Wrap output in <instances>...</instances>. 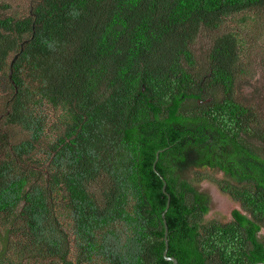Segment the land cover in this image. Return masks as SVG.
<instances>
[{"label":"trees","instance_id":"16d2710c","mask_svg":"<svg viewBox=\"0 0 264 264\" xmlns=\"http://www.w3.org/2000/svg\"><path fill=\"white\" fill-rule=\"evenodd\" d=\"M260 8L34 0L1 16L0 264H173L165 223L176 264L264 261V129L235 98L240 35L221 30ZM203 30L206 67L192 48ZM207 165L242 181L216 178L240 205L229 221L206 217L207 174L193 172Z\"/></svg>","mask_w":264,"mask_h":264},{"label":"rangeland","instance_id":"374dc122","mask_svg":"<svg viewBox=\"0 0 264 264\" xmlns=\"http://www.w3.org/2000/svg\"><path fill=\"white\" fill-rule=\"evenodd\" d=\"M33 2L34 0H1L0 3L7 4V7L5 9L0 8V17L4 15L23 16L28 13ZM221 27V30L237 31L242 40L240 45L241 66L239 67L241 71L245 72L240 73L236 81V100L251 107L256 113L259 123L264 127V8H260L257 13L246 12L234 14L226 18ZM214 33V30H203L192 44V48L198 59L197 63L200 67H206L207 65L203 54L210 48L212 42L211 37H213ZM0 80L2 81V79ZM4 83L6 84V79L0 84V104L9 98V91H7ZM2 111L3 108L0 109V123L4 120V112ZM47 114L50 115L51 123L58 113L47 110ZM5 125H2L3 128H5ZM11 127L8 128L7 126L9 134H12L9 140L11 143L18 142L24 138V132L20 128ZM52 136V131H49L48 137L52 138ZM0 158L2 159L3 157ZM195 172L205 173L208 176L216 178V174L207 171L206 168H195L193 173ZM204 179L199 182V187L209 193V185L206 183V179ZM227 198L228 200L226 201L224 198L216 197L215 201L211 202L210 211L206 217L210 219L214 218L218 221H228L229 219L227 217L230 210L239 207V204L228 196ZM70 254L73 256L69 255V258L74 261L75 254Z\"/></svg>","mask_w":264,"mask_h":264},{"label":"flooded vegetation","instance_id":"af4514ba","mask_svg":"<svg viewBox=\"0 0 264 264\" xmlns=\"http://www.w3.org/2000/svg\"><path fill=\"white\" fill-rule=\"evenodd\" d=\"M236 98V97H235ZM200 101H205V102H208V101H210V97H205L203 100H200ZM255 113V112H254ZM255 118H256V121H257V123H258V126H259V128H260V130H263L264 129V127L263 126H261V124L259 123V121H258V119H257V116H256V113H255ZM257 123H255L254 125L256 126L257 125ZM209 129H211L210 127H209ZM212 132V134H213V131H211ZM210 136H212L211 134H210ZM209 136V137H210ZM208 137V138H209ZM213 139H208V141H207V144L210 146L211 145V141H212ZM255 143H259V144H261V145H264V142H262V141H255ZM206 170L207 171H210V172H213V173H215L216 174V178L219 180V179H221V180H223V181H226V183L225 184H229V185H235V184H237V185H239V183H242V181H239V180H237V179H233V178H231L228 174H226L225 172H223L222 170H218L217 168H211L210 167V165H207V167H206ZM207 177L204 179L205 181H206V183L209 185V194H210V196H211V202L212 201H215V198L216 197H218V198H224L226 201L228 200V198H227V196L230 198V199H233L227 192H225V191H222L221 189H219V186H218V184H217V180H216V178H214V177H211V176H208V175H206ZM207 180H209V181H207ZM211 182H213V183H211ZM227 195V196H226ZM234 200V202H238V201H236L235 199H233ZM239 204V203H238ZM240 208V205H239V207H236V208H234V209H239ZM232 210L233 209H231L230 210V212H229V215H228V219L230 220L231 219V212H232ZM228 220V221H229Z\"/></svg>","mask_w":264,"mask_h":264},{"label":"water","instance_id":"95a60500","mask_svg":"<svg viewBox=\"0 0 264 264\" xmlns=\"http://www.w3.org/2000/svg\"><path fill=\"white\" fill-rule=\"evenodd\" d=\"M10 74V73H9ZM163 192L168 195V202H167V207L169 205V201H170V195L166 192V189H165V184L163 186ZM166 210L163 211V214ZM165 249L163 250V256L165 257V259L167 260H171L173 262V264H176L177 263V259L174 258V257H169L167 256V250H168V239H167V225L165 223ZM252 264H264V261H257V262H254Z\"/></svg>","mask_w":264,"mask_h":264}]
</instances>
